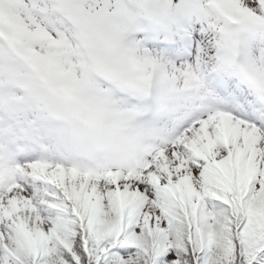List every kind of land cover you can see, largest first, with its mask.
I'll use <instances>...</instances> for the list:
<instances>
[{
    "label": "snow or ice",
    "instance_id": "snow-or-ice-1",
    "mask_svg": "<svg viewBox=\"0 0 264 264\" xmlns=\"http://www.w3.org/2000/svg\"><path fill=\"white\" fill-rule=\"evenodd\" d=\"M0 264H264V0H0Z\"/></svg>",
    "mask_w": 264,
    "mask_h": 264
}]
</instances>
